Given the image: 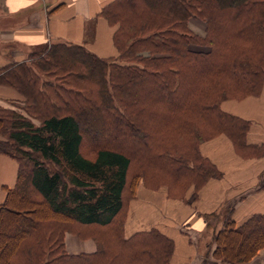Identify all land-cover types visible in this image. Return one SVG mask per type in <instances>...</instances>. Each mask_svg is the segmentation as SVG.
<instances>
[{"label": "trees", "instance_id": "obj_1", "mask_svg": "<svg viewBox=\"0 0 264 264\" xmlns=\"http://www.w3.org/2000/svg\"><path fill=\"white\" fill-rule=\"evenodd\" d=\"M99 14L115 25L116 56L56 41L41 50V66L58 72L53 83L24 89L34 79L19 70L24 62L0 76L21 96L0 105V154L18 162L0 202V264H170L173 240L157 227L124 234L137 185L184 198L220 177L199 149L220 133L243 155L261 154L245 143L249 120L219 103L261 90L264 0H112ZM94 120L104 122V140L85 153ZM165 128L180 138L161 136ZM213 215L205 214L212 234L201 264H240L264 247V212L241 221L228 213L219 228ZM8 226L10 248L1 243ZM66 232L91 238L95 250L69 253Z\"/></svg>", "mask_w": 264, "mask_h": 264}, {"label": "crops", "instance_id": "obj_2", "mask_svg": "<svg viewBox=\"0 0 264 264\" xmlns=\"http://www.w3.org/2000/svg\"><path fill=\"white\" fill-rule=\"evenodd\" d=\"M111 1L0 0V76L12 64L26 61L25 48L42 47L49 41L81 44L100 57L116 56L115 25L99 14ZM19 98L18 91L2 79L0 105L11 106L12 100ZM220 107L249 120L245 143L260 149L261 154L243 155L226 134L220 133L199 145L200 152L221 172L220 177H210L196 191L190 187L184 198L167 196L165 186L150 189L139 183L129 202L125 236L157 227L173 240L170 264H201L212 234V229H207L205 214L213 213L209 219L219 227L217 224L228 213L241 221L252 213L264 212V83L259 94L227 99ZM17 168L16 159L0 154V202L5 197L4 187L14 184ZM207 233L210 238L206 240ZM64 240L69 253L95 250L91 238L66 232ZM240 264H264V247Z\"/></svg>", "mask_w": 264, "mask_h": 264}, {"label": "rangeland", "instance_id": "obj_3", "mask_svg": "<svg viewBox=\"0 0 264 264\" xmlns=\"http://www.w3.org/2000/svg\"><path fill=\"white\" fill-rule=\"evenodd\" d=\"M88 24H90L89 25V28L91 29L92 22L91 23L89 22ZM190 25L198 33H201L202 32V29L204 27V24L201 21H198V20H191ZM53 42H55V41L46 42V43H44V45L42 47H41V45H38L36 47H31L30 50H29V48H25L26 49L25 51H26V53H28V56H27L26 61H23V62H24V64L26 66L25 65L22 66V68H20L19 70L21 71V73H23V74L25 73L26 74V77H30L31 76L34 79H32L30 81L27 80V82L24 84L25 85L24 86V89H26L28 91L32 90V87H35L36 90H37V87H38V89H40V88H42L41 87V84L43 82H46L47 81L48 83H53V81L55 80V78H57V76H59L58 75V72H55L54 69L52 68V66L49 67L48 69L49 70L51 69L50 71H54V73L53 72H50V71L48 72L46 70L47 69L46 67L44 68V67L41 66V63H42V61L45 58V56H43L41 54V50H42V48L48 47ZM251 44H252V42H250L249 45L246 42V43L243 44V46H244V48L251 49V51H252V50H254V48H252ZM196 48L199 49L200 46L199 47H196ZM250 53L252 54V52H250ZM122 86L125 89L124 90L125 93L130 92L129 86H127L125 84L122 85ZM43 88L47 89V91H49V92L52 91V87L51 86H48L47 85V86H44ZM251 96H254V95H251ZM156 97L159 98V96L157 94H156ZM225 100H227V99L221 100L220 103H219V105H221V103H224ZM95 122L96 123H94V125H90V128L91 129L92 128L96 129V131L98 132V134L97 135H94L93 132L90 131V134H88V136L86 138V140H87L86 142L87 143L85 142L83 144V147H82V150L85 151V153H88L89 147L91 145L96 144L97 142H101V141L103 142V140H104V138L102 139V137L105 135L104 134L105 132L102 130V128H104L106 126H105L104 122H102V120L95 121ZM161 131H162V128H159L156 133L159 135L161 133ZM173 132H174L173 130H171V129L166 130V128H165V130L162 132L161 136L167 137V138L170 137V139H178V138H180L178 136V134H174ZM116 141H118V140H116ZM116 141H115V143L117 144ZM120 141H121V144H123V140H120L119 139L118 142L120 143ZM110 142H112L114 144V141H110ZM177 144H179V142ZM180 144H182V143H180ZM135 167L136 168L139 167V165L136 162H135ZM14 209L15 210H19L18 208H14ZM46 211L49 212L48 209H47V207H46ZM11 219H13V218H11ZM211 222L213 223V220H211ZM15 223H17V222H15ZM217 225L220 227L221 226L220 222ZM130 227L131 226L129 225L128 226V230L130 229ZM219 227H217V228H219ZM13 231H14L13 228L11 226H8V227L5 228L4 232H2V234H1L2 237H3L2 240H1V243L6 244L8 248H10L13 245V243H14V238L12 237V235H14ZM204 236H205V239L206 240L210 238V237H208L209 236L208 233H207V235H204ZM202 250H203V247H202ZM4 255H5V250H4V252H2V251L0 252V257L2 259L4 258Z\"/></svg>", "mask_w": 264, "mask_h": 264}]
</instances>
